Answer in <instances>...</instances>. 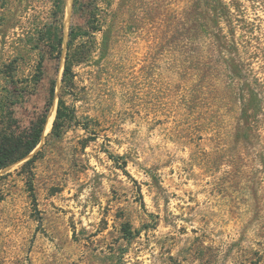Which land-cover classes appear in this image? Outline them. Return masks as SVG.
<instances>
[{"label": "rangeland", "instance_id": "obj_1", "mask_svg": "<svg viewBox=\"0 0 264 264\" xmlns=\"http://www.w3.org/2000/svg\"><path fill=\"white\" fill-rule=\"evenodd\" d=\"M66 1L36 85L25 33L52 2L0 0V92L36 87L23 124L56 84L40 144L0 171V264H264V0H99L56 137L69 31L86 25Z\"/></svg>", "mask_w": 264, "mask_h": 264}, {"label": "trees", "instance_id": "obj_2", "mask_svg": "<svg viewBox=\"0 0 264 264\" xmlns=\"http://www.w3.org/2000/svg\"><path fill=\"white\" fill-rule=\"evenodd\" d=\"M51 2L53 9L48 19L39 20L25 33V53L37 52L39 55L37 64L39 78L35 82L36 85L44 75L46 59L59 57L63 53L65 43L64 17L67 1L51 0ZM99 9V0H73V15L84 18L86 25L73 24L69 31L62 86L51 131V135L56 137L61 136L76 120L75 107L67 102L65 96L74 90V65L87 59V40L85 38L91 32L101 30L103 26L98 13ZM15 82L17 81L11 79L9 83L12 87H7L4 92H0V171L27 158L37 148L42 140L45 127H47L51 114L49 111L56 97L54 82L50 88V97L45 104V109L29 124H23L17 116V106L24 105L36 87L31 89L28 82L22 86L13 84ZM121 157L124 158V156ZM30 162L31 159L26 161V164ZM126 232L128 238L135 235L130 228H126Z\"/></svg>", "mask_w": 264, "mask_h": 264}, {"label": "bare ground", "instance_id": "obj_3", "mask_svg": "<svg viewBox=\"0 0 264 264\" xmlns=\"http://www.w3.org/2000/svg\"><path fill=\"white\" fill-rule=\"evenodd\" d=\"M53 110H54V109H53ZM53 112H54V111L51 112L50 117H51V115H52ZM49 123H50V119H49V121H48V125H49Z\"/></svg>", "mask_w": 264, "mask_h": 264}]
</instances>
